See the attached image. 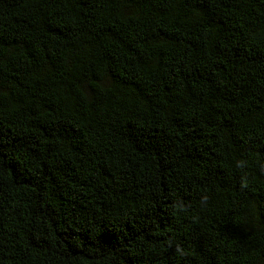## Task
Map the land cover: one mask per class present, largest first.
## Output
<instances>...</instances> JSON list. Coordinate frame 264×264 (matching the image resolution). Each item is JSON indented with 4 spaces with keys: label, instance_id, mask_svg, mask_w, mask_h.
Returning a JSON list of instances; mask_svg holds the SVG:
<instances>
[{
    "label": "trees",
    "instance_id": "16d2710c",
    "mask_svg": "<svg viewBox=\"0 0 264 264\" xmlns=\"http://www.w3.org/2000/svg\"><path fill=\"white\" fill-rule=\"evenodd\" d=\"M0 264H264V0H0Z\"/></svg>",
    "mask_w": 264,
    "mask_h": 264
}]
</instances>
